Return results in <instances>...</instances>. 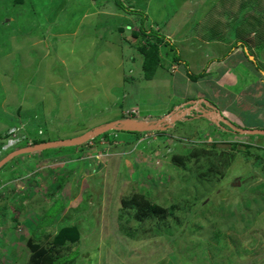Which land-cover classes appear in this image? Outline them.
I'll use <instances>...</instances> for the list:
<instances>
[{"label":"rangeland","instance_id":"374dc122","mask_svg":"<svg viewBox=\"0 0 264 264\" xmlns=\"http://www.w3.org/2000/svg\"><path fill=\"white\" fill-rule=\"evenodd\" d=\"M125 1L138 18L153 22L152 29L173 5L172 24L185 23L186 0ZM119 3L0 0V146L16 123L27 134L28 126L39 125L42 141L56 142L124 121L125 114L134 117L130 110L139 109L134 120L141 124L162 121L160 133L143 142L126 143L120 134L99 146L94 138L11 157L0 168V264H28L34 255L27 242L35 237L67 255L60 260L65 264H264V137L226 128L240 122L236 128L264 131L262 89L250 85L225 110L210 111L202 121H182L181 114L172 124L169 114L182 105L172 88L157 77V88L143 81L140 69L127 72L137 65L129 60L137 57L129 45L138 40L114 30L109 16L116 17ZM189 13L178 37L198 29L233 41L228 53L244 46L256 55L252 65L262 78L264 0H204ZM86 15H93L89 23L81 21ZM121 68L129 77L120 80ZM18 133L20 143L0 162L23 148ZM133 194L164 209L165 217L137 219L121 202ZM59 237L67 238L63 246Z\"/></svg>","mask_w":264,"mask_h":264},{"label":"crops","instance_id":"0c3cea01","mask_svg":"<svg viewBox=\"0 0 264 264\" xmlns=\"http://www.w3.org/2000/svg\"><path fill=\"white\" fill-rule=\"evenodd\" d=\"M88 1L90 2L92 0ZM203 1L204 0H201L199 3L202 4ZM185 2L184 16L186 15V17L184 24H180V20L182 19H178L172 24L173 18L178 14V6L174 5L172 6L170 15L166 18L164 23L157 22V20L153 18V21L157 22L155 29H152L153 22L148 18L140 19L136 15L124 13L120 9L117 12L118 14L116 17L113 15L109 16L110 18H115L114 20L117 23L114 30L118 32L120 37H126L128 34L132 37V39H135L133 33L138 31L140 27L138 25L143 24V29L147 30V33L149 30L157 31L161 38H163V42L161 41L162 39L158 41L160 65L156 69L151 80L146 81L143 78V81L150 84L152 83L156 88L158 85L153 82L156 77L161 81L166 82L169 87L172 88L173 93L176 94L182 101L180 103L182 105L176 109L180 107L185 108L186 104L192 102L194 107H199L201 104L202 106L210 105L215 109V112L225 110L226 103H230L229 100H231V104H234L235 101L240 100V96L245 93V89L250 85H257V88L262 89L259 90L258 96L262 94L264 97V75L261 78L262 80L260 78H256V73L254 72L256 70H254V66L252 65V62H255L256 55H253L247 49L245 50L244 46H242L244 50L241 49V47H238L235 48L232 53H228L230 48L232 49L233 47V41L226 43L223 39H220L221 36L217 35L216 37H212L204 30H199L202 32L200 33L197 31L198 29H196V31L192 30L191 32H187L184 37L177 36L181 31L182 25H186L188 22L187 20H189V15L191 14L189 11L191 6H199L197 0L192 2V5L188 0ZM122 4L131 10L130 3L122 0ZM104 7L105 6L101 7L102 10H104ZM102 13L104 12L102 11ZM92 17L93 15H86L81 18V21L84 20V22L88 21L86 23H89V19ZM98 18L100 22V17L98 15L95 16V21H97ZM109 23H111V21ZM159 25H163V27L159 28ZM178 42H185L187 45L184 46L182 50L179 48H177V50H171L167 45L170 44L173 46ZM124 43L128 44L129 42L127 41L126 43L125 41ZM129 47L134 49V51L136 50V48L132 46V43ZM252 51L256 53V49L254 47L252 48ZM135 52L137 53V57L131 55L129 60L132 65H135V63H137V65L136 67H127L129 75L138 73V69L142 71L143 56L137 50ZM248 55H250L251 58H249ZM175 56H177L182 62L177 63L174 61ZM139 61H141V63ZM120 66L122 65L120 64ZM122 69L123 68H121V71ZM181 69L190 71L197 78L195 80L189 79L186 73L180 71ZM241 69H245L246 72ZM125 75V72L122 71L120 80L123 77H129V75ZM251 110L253 114H255V111L257 113V110ZM130 111L132 112L134 110ZM138 111L139 109L136 114H139ZM207 114H209V112ZM224 115V113L221 114L224 120L226 118L225 116L229 117L228 114ZM148 119H150V117ZM232 120L235 122L234 118H232ZM229 124L232 123L229 122ZM235 124L237 127H241L242 125L240 122H235Z\"/></svg>","mask_w":264,"mask_h":264},{"label":"trees","instance_id":"16d2710c","mask_svg":"<svg viewBox=\"0 0 264 264\" xmlns=\"http://www.w3.org/2000/svg\"><path fill=\"white\" fill-rule=\"evenodd\" d=\"M116 7L118 9L124 11L125 13H130V14H134V15L138 14V12H135L133 10H129L128 8L123 6V4H121V3H119L118 6L116 5ZM144 18H145V16H144ZM150 32H152V30L151 31L149 30V32L147 33V30L143 29V24H141L138 31L136 33H133L134 38L138 39V43L135 46L136 50L143 56L142 71H143V78L146 81H149L152 79L156 69L160 65V58H159V53H158V45H159L158 41H160L162 39L161 41L163 42V38H161V36L159 34L154 36ZM167 45L170 47L171 50H174L173 46H171L170 44H167ZM174 58H175L174 61H176L177 63L182 62L177 56H175ZM254 64H255V62H254ZM186 74L189 77V79L195 80L197 78L195 75H193L188 70H186ZM188 105L190 106L191 109L188 108L189 110H186V113L184 114L182 121H184V120L186 121V119H189V118H191L192 120L203 119L206 117L205 114H207L208 112H210V111L215 112V109L213 107H211L210 105H208V106L204 105V108L202 109L200 106L197 108L194 107V104L192 102L189 104H186L185 108L184 107L183 108L186 109V107ZM172 114H174V111L172 113H170V115H172ZM174 115H172V116H174ZM178 120L180 121L181 119L179 117H177L174 120V123L179 122ZM209 122L211 124L213 123L216 127L222 126V124L217 122V121L212 122L209 120ZM226 124H227L226 128L230 131L226 130L225 128H222V129L230 132L229 134L237 135L238 130H241L239 128H236V126H233V125L228 124V123H226ZM15 125L16 126H13V128L8 129L7 132H5V134L10 136V131H14V133H17L19 135L18 132L23 131L24 135H22V137L24 138L25 143L24 142L21 143L22 147H25L28 142H31L32 145L41 144L40 142H42V143L47 142V141H42V138H44L46 135H45V132L43 131V129L39 125L28 126L26 128L29 131L28 134H27L25 128L18 127L19 123H16ZM152 133H155V132H152ZM158 133H160V132L158 131ZM120 134H126L127 135L126 143L131 142V141L134 142L136 140H141L145 136V133H140V132L110 131V132H106V133L96 137L94 140L96 142H94L93 145L99 146L103 140L106 142H109V141L114 142L115 139L118 138V135H120ZM108 136H110V138H108ZM48 141H51V140H48ZM126 143H124V144H126ZM109 144H112V143H109ZM113 148H117V146H113ZM108 153H109V151H108ZM121 202H122L123 207H125L129 211L130 210L134 211L135 212L134 216L139 220L162 219L166 215V211L164 209H162L156 205H151V203H149L147 201V199H145L140 194H133L129 198H123ZM75 231H76V229L73 228L72 235L75 234L76 236H78L76 234L77 231L76 232ZM59 238H61V237H59ZM66 239L67 238H65V237L59 239V241H62V246H63ZM69 239H70V241L73 240L71 238H69ZM27 246H28V249L30 250V252L32 253V255H34L32 260L28 264H65L66 263V262L61 263L60 260L64 259V257H66L67 255L57 253L55 251L56 248L54 246L44 247L40 242H38L36 240V237L33 239H30L27 242ZM63 250L65 251V250H67V248L64 247ZM68 264H72V261H69Z\"/></svg>","mask_w":264,"mask_h":264},{"label":"water","instance_id":"95a60500","mask_svg":"<svg viewBox=\"0 0 264 264\" xmlns=\"http://www.w3.org/2000/svg\"><path fill=\"white\" fill-rule=\"evenodd\" d=\"M162 123V121L160 120L159 122H157L155 125L153 126H149V127H138L137 124H135L133 127H129L126 123L124 122H113V123H109L106 125H102L98 128H95L93 131H91L90 133L86 134L85 136L81 137V138H77V139H73V140H69V141H56V142H45L42 144H37L34 146H28L26 148L20 149L17 152H14L13 154L7 156L6 158H4L1 162H0V168L6 163L8 162V160L11 157L14 156H19V155H23V154H34V153H38V152H42L45 150H49V149H60V148H69V147H75L78 145H82L84 143H87L88 141L106 133L109 131H132V132H145V131H150V130H156L157 129V125ZM174 124V121L173 123ZM238 133H242L248 136H263L264 137V131L261 130H238Z\"/></svg>","mask_w":264,"mask_h":264},{"label":"clouds","instance_id":"9594fccd","mask_svg":"<svg viewBox=\"0 0 264 264\" xmlns=\"http://www.w3.org/2000/svg\"><path fill=\"white\" fill-rule=\"evenodd\" d=\"M176 110V109H175ZM174 110V111H175ZM178 110L179 111H177V113H174V114H172V115H174V116H171V123H173V121L177 118V117H179L180 119H181V117H180V115L182 114L183 116H184V114L186 113V111H184V108L183 107H180V108H178ZM129 113H131L132 114V116H134V117H131V118H127V116H128V114H125V116H126V120H124V121H121V122H124V123H126L129 127H133L135 124H137V126L138 127H149V126H153V125H155L157 122H159V121H156V122H143V124H141V123H139L138 121H135L134 119L136 118L135 117V113L132 111H130ZM213 113H215V112H213ZM135 114V115H134ZM169 116H170V114H169ZM129 117V116H128ZM107 124H109V123H107ZM106 125V124H105ZM160 125V124H159ZM159 125H157L156 127H157V129L156 130H150V131H145V132H141V133H145V136L141 139V141L143 142V141H145L148 137H150L149 135H150V133H152V132H156V131H158L159 129H160V126ZM18 139L17 141H16V143L15 144H13V145H11V146H8L7 148H5V149H3L5 146H6V143H7V141L8 140H10V139ZM20 136H18V134L17 133H15V136L14 137H12V135L10 134V136H8V138H6V139H4L3 140V142H2V144H1V146H0V155H2V154H4L5 152H9V151H11V150H14V148L16 147V145L18 144V143H20L19 141H20ZM140 141V140H139ZM89 142V141H88ZM42 144V143H41ZM28 146H34V145H29L28 143H27V145L25 146V147H23V148H26V147H28ZM22 148V149H23ZM106 152H104L103 153V155L105 154ZM35 154V153H34ZM102 155V156H103Z\"/></svg>","mask_w":264,"mask_h":264},{"label":"built area","instance_id":"2783aa9c","mask_svg":"<svg viewBox=\"0 0 264 264\" xmlns=\"http://www.w3.org/2000/svg\"><path fill=\"white\" fill-rule=\"evenodd\" d=\"M177 111H179V110L176 109V110L174 111V113H177ZM171 116H172V115L169 116V119H168V120H171ZM10 134L12 135V137L15 136L14 131H10ZM17 140H18V139H16V138H15V139H10V140H8L7 143H6V146H5L3 149L7 148L8 146H11V145L15 144ZM28 144L31 145L32 143H31V142H28Z\"/></svg>","mask_w":264,"mask_h":264},{"label":"bare ground","instance_id":"6f19581e","mask_svg":"<svg viewBox=\"0 0 264 264\" xmlns=\"http://www.w3.org/2000/svg\"><path fill=\"white\" fill-rule=\"evenodd\" d=\"M200 106V105H199ZM197 108V107H196ZM205 115H207V114H205ZM213 115V114H212ZM208 117V116H207ZM219 119V118H218ZM216 120V119H215ZM215 122V121H214ZM222 124V123H221ZM219 125V124H218ZM170 126V125H169Z\"/></svg>","mask_w":264,"mask_h":264}]
</instances>
